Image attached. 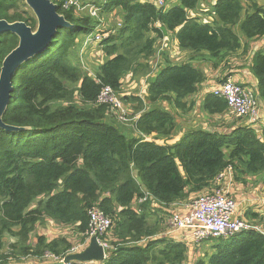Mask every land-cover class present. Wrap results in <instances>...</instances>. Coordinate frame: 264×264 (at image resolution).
Masks as SVG:
<instances>
[{
    "label": "trees",
    "instance_id": "1",
    "mask_svg": "<svg viewBox=\"0 0 264 264\" xmlns=\"http://www.w3.org/2000/svg\"><path fill=\"white\" fill-rule=\"evenodd\" d=\"M52 2L71 27L58 29L42 52L15 69L1 118L17 130L0 129V250L7 232L18 238L11 249L19 248L22 255L38 261L62 259L72 249L64 238L48 241L36 235L34 246L26 245L37 222L49 219L57 226L75 227L83 243L88 239V212L95 208L112 223L100 237L108 241L103 264H186L189 245L163 233L167 221L157 212L220 189L217 176L228 167L235 180L237 175L264 174L263 143L252 124L208 93L202 113L225 114L238 126L225 133L193 128L169 144L178 128L172 111H188L185 99L196 95L206 80L203 70L190 62L167 63L149 82L148 110L138 97L121 96L124 105L139 113L129 120L132 129L124 128L110 107L97 105L96 98L102 86L121 93L126 73H149L148 63L164 32L173 33L179 49L192 59L212 60L216 66L240 50L246 55L251 43L264 38V7L258 0H216L213 22L201 24L187 17L199 0H178L174 7L161 9L149 0H93L100 16L119 10L122 24L96 32L104 37L98 43L103 60L89 75L68 55L83 46L98 20ZM0 20L22 22L32 31L37 26L23 0H0ZM17 45L12 33L0 34V69ZM249 63L258 105L264 101V52H255ZM260 220L264 231V215ZM206 241L216 242L208 264H264V236L254 230L202 243ZM6 258L0 255V262Z\"/></svg>",
    "mask_w": 264,
    "mask_h": 264
},
{
    "label": "crops",
    "instance_id": "2",
    "mask_svg": "<svg viewBox=\"0 0 264 264\" xmlns=\"http://www.w3.org/2000/svg\"><path fill=\"white\" fill-rule=\"evenodd\" d=\"M149 1H153V0H149ZM207 3L208 4H206L205 8L187 11V17L196 19L201 24H211L213 22L211 9H212V5H214L215 3V0H213L211 3L210 2ZM109 28L110 27L106 25L104 22L100 29L107 30ZM155 45H156L155 54H154L155 59L153 60L151 59L152 61L150 60L148 63V64L154 63L155 65L152 64L149 65L150 72L147 74L138 72L135 75H133L132 73H129L126 76V78H128V84L131 87L130 90H132L131 91L132 93L130 94L122 93V95L138 97L140 100L143 101L144 107L147 110L150 109L151 107L145 106L146 105L145 98L147 95L148 84L150 81L154 80V78L159 73V71L162 70L167 63L172 65H180L190 62L192 66L202 69L206 78L204 83L200 85L199 92L196 95L190 96L185 99L187 106L190 107L188 111H182V112L177 110L172 111L173 113H175L174 117L178 128L171 137L169 144H173L176 141H179L183 137L184 133H186L187 131L193 128L202 129L206 131H213L218 133H225L228 129L231 128L232 125L238 126L239 124L238 122L236 124L233 118H228L227 115L225 114L208 117L207 115L202 113V111L200 110V105L203 99L205 98V96L208 93H211L212 89L217 87L223 81V80H218L219 74H217V71L221 69H222L221 72H223V77L227 76L228 78L233 79V81L238 85L241 84V86H243L244 88L250 90L251 92H255L256 81L250 73L249 59L257 51L264 52V38L251 43L249 45L248 53L246 55L238 57V55L243 54V51L240 50L234 54L235 55L234 58L232 57L233 55H231L227 57L225 61L220 63L218 66L214 65V62L212 60L203 61L202 59H198V58L192 59V55H190L188 52L181 51L178 47L177 40L175 39L173 33L164 32L162 38L159 41H157ZM160 49L161 51L159 52ZM101 62L99 63V65L101 64ZM226 62L228 64L227 68L226 66L224 67V63ZM199 63L202 64L200 65ZM99 65L97 67H99ZM213 66L217 68V71L211 70ZM129 79H131L132 82H130ZM123 82L124 80L122 81V84ZM138 85L142 90L136 92V87ZM157 105H159L165 110H167L169 107L166 103L159 102L157 103ZM125 109L127 110L130 116L129 119L130 122H132L133 119L136 120L137 117L139 116V113H133L131 105H125ZM197 109H199L200 115H196ZM200 118L202 119V123H200L199 120H197ZM251 128L254 130L256 136L264 145V135H263L264 101H261L258 104V121L255 125H252ZM160 140L162 142L163 138H161ZM235 176L236 173L235 174L233 173L230 177L229 176L226 177L224 181H222L221 183L225 192L229 194V197L233 199L236 204V210L234 215L236 218L245 220L247 222L248 221L252 222V224H256L258 223V221H261L260 219L264 215V198H262L264 196V192H263L264 174L255 175V176L237 175V178L239 179L236 180H235ZM251 188L253 189L251 190ZM247 190L248 193L244 195L243 192H247ZM187 203L175 202L170 207H168V209L165 210L164 212H161V210H159L157 212V215L160 218L163 217L166 221H168L169 217L174 213H178V214L185 213L187 211L186 210ZM165 214H169L168 218L165 217ZM244 215H246L247 217L246 216L244 217ZM253 215H257L258 217L255 218L253 217ZM13 231L16 232L17 228H14ZM165 234L175 239V241L185 242L191 240V236L188 232L170 233L168 226L166 228ZM36 235L43 236L48 241L57 237L64 238L66 239V241L72 244V249L76 247L78 249H81V246L86 245L87 243V240H85L83 243L81 242L82 234L78 233L75 227L57 226L52 220L49 219H44L42 222L39 221L37 222L34 232L30 234L29 239L26 242L27 246H31V247L34 246V242H35L34 236ZM2 241H3V247L0 250V255L7 257L5 263L1 261L3 264L54 263V260L51 261L48 258L46 261H43V258L41 259L42 261H38L29 256L22 255L19 248L15 250L11 249L12 246L17 244L18 242V238L12 234H9L7 232L4 233ZM105 243L107 244L108 241H105ZM105 253L107 256L108 249L105 250ZM1 262L0 264H2Z\"/></svg>",
    "mask_w": 264,
    "mask_h": 264
},
{
    "label": "built area",
    "instance_id": "3",
    "mask_svg": "<svg viewBox=\"0 0 264 264\" xmlns=\"http://www.w3.org/2000/svg\"><path fill=\"white\" fill-rule=\"evenodd\" d=\"M52 1V0H51ZM65 10L74 9L76 12H85L90 17L96 18L99 8L93 0H58ZM168 0H153L156 8L166 7ZM106 2V0H101ZM88 37V38H87ZM83 45L89 43H99L104 37L98 33L87 36ZM213 96L226 102L230 113L236 117L244 118L249 124H256L258 121L257 101L254 94L240 85L233 79L223 80L217 87L212 89ZM97 105H107L119 116L120 120H127L128 112L125 111L123 103L117 98V94L109 86H102L96 98ZM231 167L226 168L217 176V181L221 184L226 177L232 175ZM222 185V184H221ZM145 199L139 200L142 203ZM186 212L183 214L174 213L168 221L167 226L170 233L188 232L192 239L203 241L224 236H231L237 233L254 230L264 236V231L260 227L246 223L244 220L235 217L236 204L233 199L227 196V192L221 186L209 194H202L189 201L186 205ZM89 224L87 231V241L96 236L99 244L104 250L108 249L106 243L101 242L100 237L104 236L111 227V220L99 210L92 208L88 212ZM81 249L73 248L68 254L79 252ZM54 259V262L61 261L51 256L46 258ZM84 264H103V262H93Z\"/></svg>",
    "mask_w": 264,
    "mask_h": 264
},
{
    "label": "water",
    "instance_id": "4",
    "mask_svg": "<svg viewBox=\"0 0 264 264\" xmlns=\"http://www.w3.org/2000/svg\"><path fill=\"white\" fill-rule=\"evenodd\" d=\"M34 15L37 26L35 31L22 22L12 24L0 20V34L10 32L18 39V45L2 61L0 69V129L17 130L3 124L1 118L9 102L12 91L11 77L27 59L42 52L51 42L58 29L70 28L62 16L57 13V6L51 0H23ZM107 256L96 236H92L79 252L67 254L61 261L51 264H84L104 262Z\"/></svg>",
    "mask_w": 264,
    "mask_h": 264
},
{
    "label": "rangeland",
    "instance_id": "5",
    "mask_svg": "<svg viewBox=\"0 0 264 264\" xmlns=\"http://www.w3.org/2000/svg\"><path fill=\"white\" fill-rule=\"evenodd\" d=\"M213 0H200L199 1V3H198V5H197V7H196V9H200V8H205L206 7V4H208L207 2H212ZM216 1V0H215ZM209 3V4H210ZM258 3L261 5V6H263L264 7V0H258ZM178 4V0H168L167 2H166V7H174L175 5H177ZM214 5H212V7H213ZM212 10V9H211ZM78 14H81L82 16H84V13L85 12H77ZM101 17H103V18H101ZM96 19L98 20V24L93 28V30L89 33V35L90 36H93L97 31H99L100 30V26H102L103 25V23L105 22V24L106 25H108L110 28H112L114 25L116 26V27H118V28H120L121 27V24H122V22L120 21V19H121V13H120V11L119 10H116V11H114V12H112V13H110V14H103L102 16H100V13H99V11H98V13H97V16H96ZM82 38H84V37H82ZM88 38V37H87ZM86 38V39H87ZM83 40V39H82ZM159 41V40H158ZM81 46V45H80ZM79 46V47H80ZM156 49V45H155V47H154V50ZM161 51V49L159 50V52ZM158 52V53H159ZM156 53H157V51H156ZM155 54V53H154ZM235 54V53H234ZM234 54H231V55H233L232 57L234 58L235 57V55ZM230 55V56H231ZM241 56H244V55H238V57H241ZM68 57H70V59H71V62H72V64L73 65H75V66H80L79 68L84 72V73H87V74H93V73H95L96 71H97V69H98V65H99V63L103 60V58H102V54L100 53V49H99V45L97 44V43H89V44H85L82 48H75V49H72V50H70V53H69V55H68ZM153 59H155V57H153L152 58V60ZM151 60V59H150ZM151 60V61H152ZM198 61V60H197ZM227 62H229V61H227ZM227 62L226 63H224V67L226 66V68L228 67V64H227ZM157 63V62H156ZM155 65L154 63H150L149 65ZM200 65L202 64V63H199ZM222 68V67H221ZM229 69V68H228ZM211 70H216L217 71V68H215L214 66H213V68L211 69ZM222 70V69H221ZM221 70H218L217 71V74H219V77H218V80H225L226 78H228L227 76H224L223 77V72H221ZM94 71V72H93ZM143 72V71H142ZM129 73H126L124 76H123V78H122V81L124 80V82H123V84H122V81H121V93H117V98H119V100H120V102H122L121 101V96H123L122 95V93H132L131 91L132 90H130V86H129V84H128V78H126V76L128 75ZM126 78V79H125ZM129 81L130 82H132L131 81V79H129ZM239 85H241V84H239ZM111 88V87H110ZM112 89V88H111ZM113 90V89H112ZM140 90H142L141 88H140V86L138 85L137 87H136V92H139ZM113 92H114V90H113ZM115 93V92H114ZM116 94V93H115ZM74 102H78V98L77 97H75L74 98ZM123 105V107L125 108V105L124 104H122ZM125 111H127L126 109H125ZM196 115H200V111H199V109H197V114ZM127 120L128 121H126V123H124L123 122V126H124V128H129V129H132V126H131V124H128L129 123V119H130V116H129V114H127ZM197 120H199V122L200 123H202V119L200 118V119H197ZM255 125V124H254ZM130 133V132H129ZM128 133V134H129ZM134 136V135H133ZM127 137H131V134L130 135H127ZM176 142H178V141H176ZM175 142V143H176ZM253 188H251V190H252ZM251 190H250V192H251ZM249 192V193H250ZM263 192H264V190H263ZM263 192H261V193H263ZM244 193V195H246L247 193H248V190H247V192H243ZM262 198H264V196L262 197ZM194 199V198H193ZM245 221V220H244ZM246 223H248V224H251V225H253V226H256V227H261L260 226V224H261V222L260 221H258V223H256V224H252V222H247V221H245ZM160 232L162 231L161 230V228H160V230H159ZM166 232V230L165 231H163V233H165ZM186 243H188V248H189V254H188V256H187V259H186V264H198L199 262H204V264H208V258H209V256H211L212 255V253L214 252L213 251V247H214V244L216 243L215 241L213 242V241H206V242H203L202 243V241H196V240H194V239H192L191 238V240H189V241H185ZM208 242V243H207ZM210 244H212V245H210Z\"/></svg>",
    "mask_w": 264,
    "mask_h": 264
}]
</instances>
